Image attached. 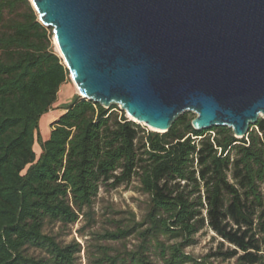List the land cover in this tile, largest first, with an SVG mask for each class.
Instances as JSON below:
<instances>
[{"label": "trees", "instance_id": "1", "mask_svg": "<svg viewBox=\"0 0 264 264\" xmlns=\"http://www.w3.org/2000/svg\"><path fill=\"white\" fill-rule=\"evenodd\" d=\"M53 36L30 0H0V264H75L81 244L46 229L92 226L100 190L136 178L144 218L98 234L89 264H201L185 250L206 230L221 239L213 257L264 264V119L237 139L227 127L197 131L185 113L158 134L76 95L37 158L39 118L71 79Z\"/></svg>", "mask_w": 264, "mask_h": 264}, {"label": "water", "instance_id": "2", "mask_svg": "<svg viewBox=\"0 0 264 264\" xmlns=\"http://www.w3.org/2000/svg\"><path fill=\"white\" fill-rule=\"evenodd\" d=\"M78 96L169 132L264 119V0H30Z\"/></svg>", "mask_w": 264, "mask_h": 264}, {"label": "rangeland", "instance_id": "3", "mask_svg": "<svg viewBox=\"0 0 264 264\" xmlns=\"http://www.w3.org/2000/svg\"><path fill=\"white\" fill-rule=\"evenodd\" d=\"M52 45L56 51L54 36L52 37ZM78 94L79 90L77 86L70 79V82L61 88L58 101L54 105L53 110L43 114L39 118L34 146L37 158H40L43 153L42 143L49 139L52 124L66 111V107L70 104L73 97ZM119 111L122 110L119 108ZM124 113L129 121L139 124V122L133 121L126 112ZM139 125L146 132H154L144 124ZM207 134H213V132L208 131ZM148 202L149 197L142 191L140 181L136 178L129 184L115 190H100L92 209L95 220L92 226L83 219L77 224L68 227H62L59 224L48 227L45 232L55 236L57 241L63 245L81 244L82 251L75 255V264H89V260L95 254V246L98 244V234H102L106 230H113L115 225H118L120 222L126 224L141 222L147 212ZM100 243L104 242L100 241ZM136 243L133 238L126 241L129 249ZM220 245L221 239L213 232L206 230L196 237V244L187 248L185 253L192 256L201 264H238L237 259L223 260L213 257L219 251ZM115 246L120 247L119 244H115ZM228 248L229 245L224 244L223 251H226ZM29 254L35 257L42 256V253L35 249L30 250ZM154 261L157 263L156 260Z\"/></svg>", "mask_w": 264, "mask_h": 264}, {"label": "bare ground", "instance_id": "4", "mask_svg": "<svg viewBox=\"0 0 264 264\" xmlns=\"http://www.w3.org/2000/svg\"><path fill=\"white\" fill-rule=\"evenodd\" d=\"M80 93V92H79ZM133 121H136L135 119L132 118ZM138 122V121H137ZM150 128V127H149ZM152 130H154L153 128H151Z\"/></svg>", "mask_w": 264, "mask_h": 264}]
</instances>
